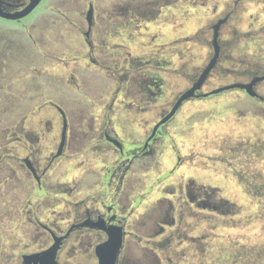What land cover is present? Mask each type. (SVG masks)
<instances>
[{
  "label": "flooded vegetation",
  "instance_id": "af4514ba",
  "mask_svg": "<svg viewBox=\"0 0 264 264\" xmlns=\"http://www.w3.org/2000/svg\"><path fill=\"white\" fill-rule=\"evenodd\" d=\"M83 1L82 9L72 13L78 19L74 23L69 21L67 14L48 7L46 0H40L27 15L16 18L12 16L24 9L30 0H0V35L10 31L23 34L27 30L28 17L44 3L41 8L45 12L55 13L62 21H68L82 36L85 53L80 57L87 59V63L76 67L85 71L96 69L114 83L110 98L101 107L97 127L89 126L91 141L82 149L69 148L71 143L67 136V118L64 110L53 99L42 97L41 101L5 125L6 140L4 146H0V187L17 185L20 191L10 196L12 225L4 230L0 222V264H100L101 256L106 253L108 264H205L204 235L190 230L198 227L206 218L215 216L206 212H227L235 208L236 204L229 199L212 197L220 190L219 187L208 186L191 178L187 179V183H178L176 204L164 197L142 205V192L126 194L124 185L133 163L139 157L148 158L147 168L159 165L165 136H169L168 125L186 101L220 95L226 91L233 92L229 109L232 119L219 120V124L228 125L230 134H217V140L221 141L217 147V159L226 164L225 160L231 158L232 162L228 164L236 175L237 167L248 172L251 165L259 161L264 163V13L256 16L248 13L247 7L242 4L243 0L217 1V10L219 8L221 11L215 22L206 27L209 38L202 45L208 49L205 55L207 60L191 75L183 72L188 80L187 86L166 107L161 104L157 107L156 96L162 84L158 72L174 73L169 68L168 60L173 50H165V58L162 59H157V53H162L160 49L164 44L160 45V49L154 48L153 54L146 58L130 57L128 54L122 60V74L115 77L106 70L110 67L103 64L107 60L99 62L91 56L94 52L104 53L94 45V42L99 41L104 44V27L98 30L100 15L97 18L89 0ZM170 2L172 0H154L142 4L138 0L134 10L128 7L131 3H127L116 13L121 21L117 25L122 28L121 31L130 26L136 32L145 21L155 17L163 5ZM255 4L264 10V0L255 1ZM149 5L154 7L150 9ZM233 22L236 25L245 23L246 28L238 31ZM52 24H56V19ZM244 37L252 40L251 44L240 49L232 43ZM178 41L182 42L181 57H186L183 52H189L186 45L191 39L187 36ZM169 45L166 44V47ZM232 47H235L236 52L242 50V54L236 56L241 59L236 58L229 68L223 63L230 57ZM248 49L251 51L249 54L246 51ZM212 61L213 66L205 81L195 90V95L185 99L171 117L157 126L172 110L181 93L198 81ZM5 62V56H0V72H6ZM63 68L68 85L80 88L77 75L68 62L63 61ZM216 71L217 74H229L232 77L227 84L237 83L245 87L236 86L212 95L197 96L206 92L203 87ZM4 85L0 82V89ZM142 91H145L144 95ZM120 93L124 97L130 96L132 100L125 101L119 97ZM120 108L124 114L131 115V123L139 120L138 127L144 137L140 143H127L114 129L113 118ZM157 108L160 111L153 114L152 111L155 112ZM141 112L155 116L152 125L148 120L140 122L137 116ZM91 122L93 124V118ZM229 137L230 142L222 140ZM81 157L88 167H81V172L66 182L65 172L76 169L75 162ZM195 158L193 152L184 155L177 152L168 173H174L184 164L198 165ZM160 176H156L154 183L162 180ZM240 179V184L247 188L260 189L252 181ZM167 190L173 193L171 189L164 191ZM185 218L191 220L181 226ZM111 239L119 240L115 252L106 245ZM129 245H135L142 252L141 259L134 261L132 257H127Z\"/></svg>",
  "mask_w": 264,
  "mask_h": 264
},
{
  "label": "rangeland",
  "instance_id": "374dc122",
  "mask_svg": "<svg viewBox=\"0 0 264 264\" xmlns=\"http://www.w3.org/2000/svg\"><path fill=\"white\" fill-rule=\"evenodd\" d=\"M89 1L97 18L100 15L98 30L104 27V44L101 41L94 42L95 47L102 49L104 53L94 52L91 56L99 62L102 59L107 60L108 62L103 64L110 67L106 70L111 71L115 77L122 74L124 66L122 60L128 54L130 57L146 58L153 54L154 48L160 49V45L164 44L160 49L162 53H157V59H162L165 58V50H173L168 60L169 68L174 73L169 75L162 71L158 72L162 84L159 95L156 96L157 107L159 104L166 107L179 91L187 86L188 80L183 72L185 75H191L207 60L205 55L208 54V49L202 47L205 39L209 38L206 27L215 22L217 14L221 11L219 8L217 10L219 0H172L168 5H163L155 17L145 21L140 30L134 32L130 26L121 31L122 28L117 25L121 22L118 19L120 16L116 13L127 3H131L128 7L134 10L138 6V0ZM140 1L143 4L154 0ZM255 1L262 0H253V2L243 0L242 3L247 7L248 13L254 16L264 13V10L259 9L260 5L257 7ZM83 2V0H46L48 7L67 14L69 21L74 23H77L78 19L72 13L80 11ZM43 4L28 17L27 30L23 34L10 31L0 35V56H5L6 61L4 64L6 72H0V82L5 84L4 88L0 89V146H4L6 140L5 125L41 101L43 97L53 99L64 110L68 122L67 136L71 143L69 148L82 149L91 141L89 126L97 127L101 107L103 102H107L110 98L114 83L110 77L96 69L85 71L76 67L84 62L87 63V59L80 57L85 53L82 36L68 21H62L55 13L45 12L41 8ZM148 7L151 9L154 6ZM55 19L56 24H52ZM232 24L238 31L246 28L245 23ZM120 31L121 33H118ZM187 36L191 39L186 45L189 47V52L184 51L183 54L188 57H181L182 42L178 40ZM251 42L248 37H244L239 42L232 43L241 49ZM166 44L170 45L166 47ZM232 49L229 53L230 57L223 66L231 68L236 58L241 59L240 56H236L242 54V50L236 52L235 47ZM246 51L248 54L251 52L250 49ZM43 52L58 59L45 57ZM63 61L68 62L71 70L77 75L80 88L68 85L65 71H62L65 70ZM70 78L69 76L68 79ZM231 78L229 74H217L216 71L209 77L203 90L207 91L227 84ZM232 93L226 91L220 95L186 101L180 107L173 122H169V136H165L166 142L159 165L147 168L148 158L139 157L133 163L124 191L126 194L134 191L142 192V205L164 197L176 204L179 182L187 183V179L192 178L196 182L219 187L220 190L212 197L229 199L236 204L235 208L227 212L219 210L216 213L206 212L215 216L206 218L198 227L190 230L204 235L202 242L206 243L205 264H264V163L259 161L251 165L248 172L237 167L236 175L235 170L228 164L232 162L231 158L225 160L226 164L217 159V147L221 144V141L217 140V134H230L228 125L219 124V120L232 119V112L229 111ZM142 94L144 95L145 91H142ZM119 97L127 102L132 100L130 96L124 97L122 93ZM159 111L157 108L152 113ZM131 118V115L124 114L121 108L118 109L113 118L114 129L127 143L135 141L138 144L144 138L143 132L138 127L139 120L131 123ZM137 118L141 123L148 120L152 125L155 116L141 112ZM222 140L230 142V137ZM177 152L180 155L193 152L196 155L195 162L199 164H184L174 173H168L172 158ZM83 160V157L78 158L75 162L76 169H68L65 172L66 182L78 175L81 167L83 169L88 167ZM158 174H161L162 180L154 183ZM240 178L252 181L253 185L260 189L256 190L250 186L247 188L246 185L240 184L242 181ZM165 189H171L173 193L168 190L165 192ZM18 191L20 188L17 185L0 187V222L4 230H8L13 223L10 215V196L17 195ZM207 192L211 194V191ZM190 220L191 218H185L181 221V226ZM142 245L145 246L144 242ZM126 255L135 261L141 259L143 254L135 245H129Z\"/></svg>",
  "mask_w": 264,
  "mask_h": 264
},
{
  "label": "water",
  "instance_id": "95a60500",
  "mask_svg": "<svg viewBox=\"0 0 264 264\" xmlns=\"http://www.w3.org/2000/svg\"><path fill=\"white\" fill-rule=\"evenodd\" d=\"M40 2V0H30L29 4L24 8L22 9L20 12L16 13L15 15H13L12 17L16 18V17H23L25 15H27L28 13H30L37 5L38 3ZM213 66V61L210 62L208 64V66L206 67V69L203 71V73H201V76L200 78L198 79V81L191 87L189 88L188 90L184 91L181 93V95L178 97L174 107L172 108V110L167 114V116L165 118H163L158 124L157 126L164 122L166 119H168L169 117H171L174 112L176 111V109L178 108V106L185 100V99H188L189 97L195 95L194 92L196 89H198L200 87V85L203 83V81H205L206 77H207V74L208 72L210 71V69L212 68ZM236 86H241V87H245V85L243 84H237V83H230V84H225V85H222V86H218V87H215L211 90H208L206 92H203L197 96H208V95H212V94H215V93H218V92H221V91H224V90H227V89H231L233 87H236ZM156 126V127H157ZM155 127V128H156ZM154 128V129H155ZM107 246H109L111 249L114 250V252L116 251L117 247L119 246V240L116 239V240H109L107 243H106ZM114 253L111 254V256L113 255ZM52 256V255H51ZM100 264H108L107 263V253L102 255L101 258H100ZM112 264V263H111Z\"/></svg>",
  "mask_w": 264,
  "mask_h": 264
}]
</instances>
